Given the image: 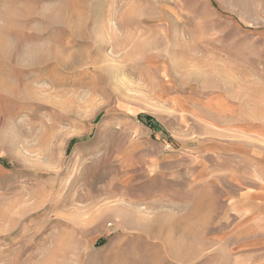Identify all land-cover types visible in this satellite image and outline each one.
Wrapping results in <instances>:
<instances>
[{
    "label": "rangeland",
    "instance_id": "1",
    "mask_svg": "<svg viewBox=\"0 0 264 264\" xmlns=\"http://www.w3.org/2000/svg\"><path fill=\"white\" fill-rule=\"evenodd\" d=\"M0 264H264V0H0Z\"/></svg>",
    "mask_w": 264,
    "mask_h": 264
},
{
    "label": "trees",
    "instance_id": "2",
    "mask_svg": "<svg viewBox=\"0 0 264 264\" xmlns=\"http://www.w3.org/2000/svg\"><path fill=\"white\" fill-rule=\"evenodd\" d=\"M139 119L144 120L147 124L151 123L152 119L148 116H139Z\"/></svg>",
    "mask_w": 264,
    "mask_h": 264
}]
</instances>
